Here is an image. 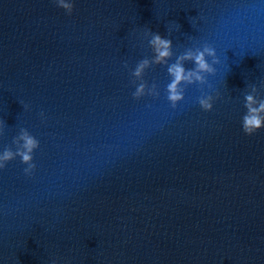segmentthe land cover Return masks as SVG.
<instances>
[{
	"label": "water",
	"instance_id": "95a60500",
	"mask_svg": "<svg viewBox=\"0 0 264 264\" xmlns=\"http://www.w3.org/2000/svg\"><path fill=\"white\" fill-rule=\"evenodd\" d=\"M72 2L0 0V152L21 128L39 141L31 176L19 157L0 170V264H264V130L242 131L251 85L264 99V0ZM148 29L169 64L215 49L212 111L198 84L173 109L160 65L143 77L159 97L133 98Z\"/></svg>",
	"mask_w": 264,
	"mask_h": 264
},
{
	"label": "clouds",
	"instance_id": "9594fccd",
	"mask_svg": "<svg viewBox=\"0 0 264 264\" xmlns=\"http://www.w3.org/2000/svg\"><path fill=\"white\" fill-rule=\"evenodd\" d=\"M52 2L67 15H72L74 10L72 0H52ZM143 35L145 38L150 37L148 43L153 51V57L139 61L131 72L134 78L133 83L135 84L139 81L136 84L133 98L139 100L146 95L153 98L159 97L157 85L153 83L149 86L143 77L146 70L153 65H160L166 66L170 77L166 92L167 100L173 109H176L177 105L185 99V88L182 86L198 84L201 86V96L198 99L200 108L205 112L212 111L215 100L220 99V93L217 92L215 96L204 93L203 86L208 83V76L216 74L214 65L220 62L215 49L208 44L203 45L202 48H188L176 57L174 63L169 64L168 62L174 55L172 41L162 38L159 34L153 33L149 29ZM209 60H211V63H209ZM186 62L194 63V69L186 70L184 67ZM124 67L127 68L128 65L125 64ZM258 97L259 90L255 85H251L250 92L245 93L244 96L246 113L242 117V131L247 136H253L257 132L264 130V99ZM22 106L24 110H27L26 106ZM40 115L43 118L44 114L41 113ZM3 127V125H0V135L3 134ZM12 143L15 146V151L9 147L0 152V170L5 169L9 162L19 157L21 162L26 165L24 174L31 176L36 167L33 163V153L39 148V141L26 129L21 128L19 135L13 138Z\"/></svg>",
	"mask_w": 264,
	"mask_h": 264
}]
</instances>
